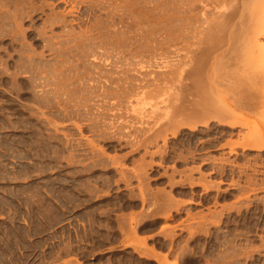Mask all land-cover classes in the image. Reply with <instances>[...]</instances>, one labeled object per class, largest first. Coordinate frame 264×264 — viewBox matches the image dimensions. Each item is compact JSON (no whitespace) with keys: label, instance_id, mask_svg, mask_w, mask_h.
I'll use <instances>...</instances> for the list:
<instances>
[{"label":"rangeland","instance_id":"obj_1","mask_svg":"<svg viewBox=\"0 0 264 264\" xmlns=\"http://www.w3.org/2000/svg\"><path fill=\"white\" fill-rule=\"evenodd\" d=\"M151 1L0 0V264H264L263 75L172 122Z\"/></svg>","mask_w":264,"mask_h":264},{"label":"bare ground","instance_id":"obj_2","mask_svg":"<svg viewBox=\"0 0 264 264\" xmlns=\"http://www.w3.org/2000/svg\"><path fill=\"white\" fill-rule=\"evenodd\" d=\"M151 2L156 5V7L154 6L155 10L156 8L157 10H159V7H161V9H164L166 13L164 29L165 32H163V34L165 33L164 35H166L165 39L167 47L165 49L160 48V50H163L165 53H167L169 58L166 66L167 72L165 74H167L166 76L168 80V82H166V85L168 83L166 88H168L170 91L168 97L169 99L167 102L169 111L168 113H170L173 119L172 122L176 121L177 123L179 122L181 124H186L187 121L196 120L197 123L204 122L207 124L211 120H217L222 123L224 122L223 119L227 117V115L231 112L250 109V107L248 108V106H250L251 104V100L249 99L250 96H246L243 98L235 97L233 103L223 106L224 110L223 112H221L222 114L218 113V115L215 116L210 115V112L214 109L211 108L210 104L213 100V97L217 96L216 94H214V92L218 94L216 90L218 91L217 85L219 84H215V82L218 80L216 76L217 73L218 75H220V71L224 72L226 70L225 73L230 76V68L235 67V65L233 64L234 66H232L231 63L230 68L227 69L226 67L225 69L220 70L221 67H225L224 64H226V60L228 66L230 60H233L235 58L236 53H240L238 54V57L239 55L242 56L243 54V57H247V60L254 63L252 67L250 65L251 62L249 64L251 70L246 66V64L243 63V66L245 65L246 69H243L244 71L242 70V72H245L246 76L249 75L250 71L255 73L254 76L259 74V78L260 75L264 76V62L262 59V57L264 58V0H152ZM131 3H134V1H131ZM135 5L134 7H137L139 6V3L137 4V6ZM135 11L133 10L132 12H134L135 14ZM140 25L142 26V24ZM147 27H149V25L146 26V28ZM152 50H150L148 54H152ZM147 51H149V49ZM156 54L158 53H155V55ZM229 58L230 60H228ZM222 60H224V62ZM239 60L240 64H242L241 62L243 61V59L240 58ZM234 61L231 62H237L236 59H234ZM222 62L224 64H222ZM220 64H222L223 66L221 65V67L219 68ZM238 67L239 66H237V69ZM228 70H230L229 74L227 73ZM263 76L261 78L260 84L256 83L258 84L257 87L255 86L256 88H258L259 85L261 86V83L264 84ZM255 78H257V76H255ZM229 80H227V83L228 85H231V82ZM131 83L134 84V82ZM254 85L255 84L253 83V86ZM238 87L242 88V86ZM238 87H236V85L233 87V84L231 86V89L230 87H228V89H230L228 91H232L231 93H234L231 95V97L233 96L234 98L235 93L237 95L238 93H240ZM225 89L227 90V87ZM215 99L216 98H214V101H216ZM214 101L212 103V107L214 106V104L217 105V103H214ZM47 102H49V100H47ZM218 104V106H221L220 103ZM217 108L215 107V109ZM239 122L240 120L236 119L234 120V123L230 122L229 125L231 127H235ZM197 123L195 125L191 123L193 125L191 127L193 130L197 129V126H199V124L197 125ZM174 125L178 126L179 124L174 123ZM148 130L151 131L150 129ZM143 133L148 134L147 131ZM150 133L151 132H149V134ZM149 136L150 138H152L151 135ZM155 136L156 135L154 134V137Z\"/></svg>","mask_w":264,"mask_h":264}]
</instances>
